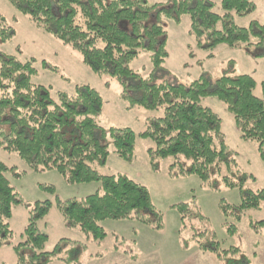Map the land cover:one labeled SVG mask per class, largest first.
I'll return each instance as SVG.
<instances>
[{
    "label": "trees",
    "instance_id": "obj_1",
    "mask_svg": "<svg viewBox=\"0 0 264 264\" xmlns=\"http://www.w3.org/2000/svg\"><path fill=\"white\" fill-rule=\"evenodd\" d=\"M9 2L45 32L77 50L94 72L116 77L122 85L121 99L162 110L159 116L148 120L139 134L154 142L149 149L154 165L156 159L175 157L178 160L170 167L177 165L182 175L196 174L203 181L222 175V182L239 189L242 195L237 206L221 200L227 219L241 221L245 210L264 206V188H246L254 175L240 167L228 147L220 116L203 104L208 97L221 100L233 116L240 137L258 143L264 162V97L256 94L255 78L236 73L233 60L215 79L203 74L185 85L155 77L163 70L168 56L164 18L179 23L183 15H189L190 35L199 47L210 51L222 43L230 47L240 43L248 47L264 44V23L254 20L248 27H241L233 21L234 14L244 16L256 9L252 0H222L223 15L214 11L209 0ZM14 33L0 14V44L7 43ZM141 52L150 55L151 76H140L130 65ZM35 64L34 59L21 60L0 47V146L17 153L33 169L55 168L70 182H100L93 194L80 200L59 201L67 224L80 227L92 239L106 235L101 225L105 219H136L161 227V214L145 185L124 174H102L96 167L105 165L111 152L130 161L136 133L129 127L105 128L98 122L96 117L102 112L104 100L88 84L76 85L73 93H53L49 87L36 84ZM9 170L0 160V243L12 237L11 208L21 202L7 177ZM49 208V201L35 204L30 223L22 233L26 239L16 246L19 253L21 245L32 246L31 262L40 257L36 249H41L47 240L39 219ZM180 210L186 215L190 211L188 203H183ZM261 222L264 224V220ZM225 223L230 234L237 233L235 223ZM259 225L260 221L250 220L254 230ZM204 234L194 233L195 243L203 251L213 253L222 264L251 263L250 259L237 258L240 248L224 249L213 235L205 239Z\"/></svg>",
    "mask_w": 264,
    "mask_h": 264
},
{
    "label": "rangeland",
    "instance_id": "obj_2",
    "mask_svg": "<svg viewBox=\"0 0 264 264\" xmlns=\"http://www.w3.org/2000/svg\"><path fill=\"white\" fill-rule=\"evenodd\" d=\"M209 1L214 4L215 12L224 14L222 0ZM252 1L256 5L252 13L233 15L238 26L248 27L254 20L264 23V0ZM0 14L15 31L7 43L0 44L1 49L16 54L21 60L34 59L36 84L49 87L53 93H73L76 85L88 84L96 88L104 100L102 112L96 117L98 122L105 128L129 127L136 133L135 151L130 161L111 152L106 164L96 167L102 174H124L145 185L162 220L158 228L154 223L136 219H105L101 225L106 235L92 239L80 227L67 224L59 201L80 200L93 194L100 182H70L55 168L33 169L17 153L0 146V160L10 167L7 177L21 200L11 208L9 222L13 235L0 243V264H222L213 253L203 251L195 243L193 234L198 231L205 233V239L213 235L224 249L240 248L237 258L250 259V264H264V224L261 222L264 206L245 210L241 221L227 219L221 200L237 206L242 195L239 189L227 187L222 175L203 181L196 174L182 175L177 165L170 167L178 160L175 157L156 159V165L151 161L149 149L154 147V142L139 134L145 130L148 120L159 116L162 110H151L121 99L122 85L116 77L94 72L77 50L38 27L9 0H0ZM163 24L168 31V56L163 70L155 75L159 80L186 85L203 74L215 79L224 72L228 61L233 60L236 73L252 75L257 82L256 94L264 97V44L248 47L240 43L230 47L222 43L210 51L199 47L190 35L189 15H183L179 23L164 18ZM130 65L140 76H151L153 65L149 53L141 52ZM203 104L220 116L228 147L240 167L254 175L246 188H264V162L258 143L240 137L233 116L221 100L208 97L203 99ZM186 162L189 165V161ZM38 201L50 202V208L39 219L40 230L48 237L42 248L36 249L40 257L31 262L32 246L21 245L22 253L16 246L26 239L22 233ZM183 203H188V215L181 213ZM250 220L260 221L257 231L250 226ZM226 221L235 223L236 234L228 232Z\"/></svg>",
    "mask_w": 264,
    "mask_h": 264
}]
</instances>
